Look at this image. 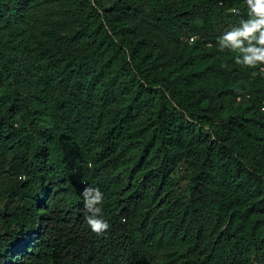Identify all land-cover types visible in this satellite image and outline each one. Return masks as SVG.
Listing matches in <instances>:
<instances>
[{
    "label": "trees",
    "instance_id": "16d2710c",
    "mask_svg": "<svg viewBox=\"0 0 264 264\" xmlns=\"http://www.w3.org/2000/svg\"><path fill=\"white\" fill-rule=\"evenodd\" d=\"M247 17L0 0V264H264V68L216 43Z\"/></svg>",
    "mask_w": 264,
    "mask_h": 264
},
{
    "label": "clouds",
    "instance_id": "9594fccd",
    "mask_svg": "<svg viewBox=\"0 0 264 264\" xmlns=\"http://www.w3.org/2000/svg\"><path fill=\"white\" fill-rule=\"evenodd\" d=\"M248 17L241 19L238 26H233L217 37L220 51L229 49L236 53L234 62L244 68H264V0H245ZM233 12L238 11L233 9ZM81 196L88 215L85 223L95 234H102L109 228L103 219L102 203L104 194L99 188L85 187Z\"/></svg>",
    "mask_w": 264,
    "mask_h": 264
},
{
    "label": "rangeland",
    "instance_id": "374dc122",
    "mask_svg": "<svg viewBox=\"0 0 264 264\" xmlns=\"http://www.w3.org/2000/svg\"><path fill=\"white\" fill-rule=\"evenodd\" d=\"M181 184H182V183H181ZM182 187H183V186L181 185V186H179L178 188L181 189Z\"/></svg>",
    "mask_w": 264,
    "mask_h": 264
}]
</instances>
